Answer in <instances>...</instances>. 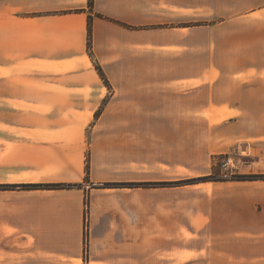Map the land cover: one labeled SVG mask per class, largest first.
<instances>
[{
	"label": "crops",
	"instance_id": "obj_1",
	"mask_svg": "<svg viewBox=\"0 0 264 264\" xmlns=\"http://www.w3.org/2000/svg\"><path fill=\"white\" fill-rule=\"evenodd\" d=\"M19 92L44 113L0 117V264H264V180L179 186L264 176V0H0Z\"/></svg>",
	"mask_w": 264,
	"mask_h": 264
},
{
	"label": "rangeland",
	"instance_id": "obj_2",
	"mask_svg": "<svg viewBox=\"0 0 264 264\" xmlns=\"http://www.w3.org/2000/svg\"><path fill=\"white\" fill-rule=\"evenodd\" d=\"M184 1H186V0H184ZM198 1L201 3H206V1H209V0H198ZM196 11H198V10H196ZM204 16L205 15H201V14L196 13L194 16V19L196 21L200 22V20H203L202 18ZM98 68H100V67L97 66L96 69H97L98 73L100 74L104 85L106 87H109V84L107 82V79L105 78V75L102 76V72L99 71ZM28 69H30V68H27V64H19V67H18L19 71L28 70ZM31 70H35V69L32 67ZM17 97L20 100H17V104H15L16 109L0 111V117L18 118L20 120H25V119H29V118L33 119V118L41 117V116H38L37 114L42 115L44 113L42 111H37V110L28 111L25 107L26 105L21 104V99L25 98L26 94H22V92H19ZM100 113H101V110H100V112L97 113L96 117H98ZM226 157H228V158L230 157L233 159V162L235 164L234 168L224 169V168L220 167V164L222 163V161L224 159H226ZM241 165H242L241 162L239 163L238 161H236L233 156L232 157L231 156H215V158H212V162H210L211 171L207 175L199 174L197 171H195L194 173H191L190 175H180L179 186L184 187V186L199 184V183H195V184L183 185V184L187 183L188 181H192V180H196V179H202V178L211 179L212 181H210L209 183L226 182V181L227 182H235L236 180H238L237 178L241 177V174H240ZM200 183H206V182H200ZM198 190L199 189L196 187L195 188L194 187L182 188V189H180V197H192L190 195H192L193 192H196L198 194H203V195L206 194L202 191L198 192ZM190 191L192 193H190ZM203 195H202V197H203ZM207 196L208 197L214 196L213 189H210L208 191Z\"/></svg>",
	"mask_w": 264,
	"mask_h": 264
},
{
	"label": "trees",
	"instance_id": "obj_3",
	"mask_svg": "<svg viewBox=\"0 0 264 264\" xmlns=\"http://www.w3.org/2000/svg\"><path fill=\"white\" fill-rule=\"evenodd\" d=\"M93 4V0H90V6H92ZM90 35H91V29H90ZM90 45H91V36H90ZM99 71L102 72L101 68H98ZM102 76H104L103 72H102ZM89 172V168H87V173ZM238 180H264V176H241L239 178H237ZM212 181L209 178H202V179H196V180H192V181H188L187 183L183 184H195V183H200V182H210ZM106 187H112V185H106ZM1 188V187H0ZM23 189H37V188H42L40 186H23ZM47 189H62V188H66V186H48L46 187Z\"/></svg>",
	"mask_w": 264,
	"mask_h": 264
},
{
	"label": "built area",
	"instance_id": "obj_4",
	"mask_svg": "<svg viewBox=\"0 0 264 264\" xmlns=\"http://www.w3.org/2000/svg\"><path fill=\"white\" fill-rule=\"evenodd\" d=\"M220 167L224 168V169H228V168H234L235 167V164L233 162V159L232 158H228L226 157V159H224L222 161V163L220 164ZM87 238V237H86ZM87 241V240H86Z\"/></svg>",
	"mask_w": 264,
	"mask_h": 264
}]
</instances>
